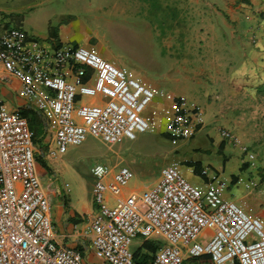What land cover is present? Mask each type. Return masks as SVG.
Instances as JSON below:
<instances>
[{
    "label": "built area",
    "instance_id": "2783aa9c",
    "mask_svg": "<svg viewBox=\"0 0 264 264\" xmlns=\"http://www.w3.org/2000/svg\"><path fill=\"white\" fill-rule=\"evenodd\" d=\"M0 67L21 80L19 95L33 101L48 119L60 153L89 136L114 145L160 128L178 145L205 125L200 104L131 76L95 47L62 45L51 50L30 39L26 30L12 28L0 36ZM158 99L169 105L151 108ZM221 135L247 161H255V153L236 134L222 130ZM36 161L29 120L0 101V264H88L79 249L56 241ZM91 173L98 211L89 216L86 235L106 264H138L133 251L138 238L163 242L148 264H184L186 257L205 256L199 264H264V221L224 197L230 180L219 172L203 168L200 186L172 162L151 188L127 195L133 177L128 166L113 172L97 163ZM249 184L255 187L258 182ZM110 195L115 197L113 205ZM206 229L213 233L203 243L199 238Z\"/></svg>",
    "mask_w": 264,
    "mask_h": 264
},
{
    "label": "rangeland",
    "instance_id": "374dc122",
    "mask_svg": "<svg viewBox=\"0 0 264 264\" xmlns=\"http://www.w3.org/2000/svg\"><path fill=\"white\" fill-rule=\"evenodd\" d=\"M232 6L239 18L224 11L222 21L225 20L226 27L217 19L210 26L198 12L197 24L207 26L193 29L189 43L174 42L172 51L164 42V28H153L157 21L148 19L140 8L129 16L109 12L97 14L101 16L98 20L100 37L104 45L121 58L122 65L129 72L156 82L166 92L185 95L200 104L206 129L200 136L178 145H173L166 135L150 131L114 145L89 136L84 143L69 146L65 153L57 152L55 142L49 140L45 145L46 157L36 152V171L53 210L56 202L67 199L72 213L90 205L92 213H97L91 193L95 181L91 169L97 163L112 168L128 166L133 177L126 192H143L159 180L162 168L172 162L185 163L181 158L214 159L217 153L206 135L214 129L233 132L255 153V161L247 163L260 178L257 189L249 191L242 187V191L243 194L251 192V198L259 197L257 191L264 193V0H232ZM81 14L91 20L95 13ZM109 14L116 17V22ZM104 19H112L118 26L110 29L111 22ZM85 101L92 99L86 97ZM147 114L149 118L153 116L152 111ZM181 172L186 177L191 174V168L182 166ZM114 200L110 195V204L113 205ZM52 219L54 226H58L56 217L52 215ZM86 223L83 217L82 226ZM141 240L136 239L134 247ZM88 243V258L102 259L93 244Z\"/></svg>",
    "mask_w": 264,
    "mask_h": 264
},
{
    "label": "crops",
    "instance_id": "0c3cea01",
    "mask_svg": "<svg viewBox=\"0 0 264 264\" xmlns=\"http://www.w3.org/2000/svg\"><path fill=\"white\" fill-rule=\"evenodd\" d=\"M216 2L218 4L215 5L214 3ZM137 8L142 9L148 19L157 21L153 24V28H164L163 39L170 51L175 46L174 42L185 41L189 43V34H191L193 29L207 26L205 24H197L198 12L202 15L204 21L209 22L210 26L215 19L220 22L222 27L227 26L224 23L225 20L223 19L222 21L224 11L232 12L236 18H239L235 15L237 11L232 6V0H0V36L12 28H22L26 30L30 39L42 42L51 50H55L62 45L95 47L104 58L118 67L126 68L122 65L121 58L115 56L104 45L100 37L101 32H99L101 23H98L101 16L97 14L109 12L114 14L124 13L129 16V13H133L132 11H136ZM85 12H94V18L88 20L85 15L81 14ZM109 17L116 22V17L113 18L111 14H109ZM112 19H104L111 22L109 25L110 29L118 26L112 23ZM182 29L184 30L182 31ZM129 73L131 76L141 78L147 83L153 82L148 78ZM153 83L156 84V82ZM156 86L158 85L156 84ZM20 88L21 80L14 75L8 74L3 67H0V101L11 110H18L19 112L21 110L29 111L28 117H25L32 119L38 130L37 136L35 134L36 152L40 151L41 155L46 157L45 145L50 143L49 140L54 142L55 135L50 129L48 119L36 107L35 103L19 95ZM158 100L154 101L151 108L156 109L162 107V105H169L166 100ZM205 129L206 124L193 138L200 136ZM158 133L166 135L162 128L158 130ZM48 134H51L49 135L50 139ZM206 135L217 156L214 159L207 158L204 160L181 158L185 163L179 164L180 168L182 166L191 168V174L188 173L186 178L193 180L196 184L203 185L205 180L200 176V169L208 167L219 172L230 180V185L224 191V197L237 202L249 214L264 221V193L257 191L260 194L258 195L259 197L251 198V192L243 194L242 191V187L249 191L256 190L257 187H252L249 182L251 180L258 182L260 179L257 173H254L253 169L248 165L246 156L231 140L224 138L220 130L214 129L211 134L207 132ZM166 137L168 138L167 135ZM193 138L186 141H190ZM43 141H45L44 145L42 144ZM180 155H182V152ZM196 162L200 164L198 170H196L194 164ZM48 164L50 165V163ZM119 167L121 166L111 168L115 172ZM92 189L93 185L91 187V193L93 194ZM126 189L124 191L125 195L132 192L142 193L136 190L126 192ZM93 202L94 200L92 204ZM70 207V202L68 203L67 199H65L56 202L55 209H52V215L59 222V225L55 226L56 241L58 244L73 247L81 245L86 251L84 257L88 262L106 264L100 258L89 259L87 255L90 252V244L88 242L92 243V241L86 235V229L93 207L91 205L89 207L83 206L80 211L73 213ZM83 217H85V220L87 219V223L82 226ZM204 233L199 238V241L203 243L209 240L213 230L206 229ZM61 235H63L64 239H61ZM203 258L206 259L208 257L205 256ZM200 261V259L193 261L192 258L186 257L184 264H199Z\"/></svg>",
    "mask_w": 264,
    "mask_h": 264
},
{
    "label": "trees",
    "instance_id": "16d2710c",
    "mask_svg": "<svg viewBox=\"0 0 264 264\" xmlns=\"http://www.w3.org/2000/svg\"><path fill=\"white\" fill-rule=\"evenodd\" d=\"M20 113L26 117H28V115H29V111H27V110H21ZM29 124H30L31 129L35 132V134L37 136L38 130H37V127L35 126V123L33 122L32 119H29ZM194 164L196 166V170H198L200 164L197 162ZM201 170L202 169L199 170V173L201 172ZM141 241L142 242L137 247L133 246L135 261L138 264H148V261L155 255V253L162 246L163 243L161 241L155 240V239H142ZM76 248L81 251L83 256H85L86 251H85L83 246L79 245ZM204 259L205 258L202 257L200 260L202 261ZM192 260L196 261L197 259L196 260L192 259Z\"/></svg>",
    "mask_w": 264,
    "mask_h": 264
},
{
    "label": "water",
    "instance_id": "95a60500",
    "mask_svg": "<svg viewBox=\"0 0 264 264\" xmlns=\"http://www.w3.org/2000/svg\"><path fill=\"white\" fill-rule=\"evenodd\" d=\"M88 264H94V263L88 262Z\"/></svg>",
    "mask_w": 264,
    "mask_h": 264
}]
</instances>
